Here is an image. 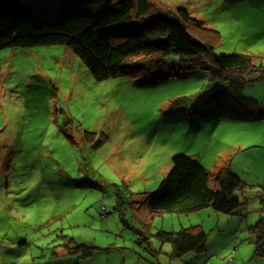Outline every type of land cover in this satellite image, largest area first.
<instances>
[{"label":"rangeland","instance_id":"1","mask_svg":"<svg viewBox=\"0 0 264 264\" xmlns=\"http://www.w3.org/2000/svg\"><path fill=\"white\" fill-rule=\"evenodd\" d=\"M50 1L32 5L52 15ZM147 1L174 18L185 8L194 38L215 29L216 55L248 54L264 67V0ZM211 77L97 81L64 46L0 50V264H264L251 228L264 220V116L217 101ZM248 94L264 108V82ZM179 153L209 172L230 167L246 185L242 208L144 211L140 196ZM195 226L205 234L198 252L176 257L155 237Z\"/></svg>","mask_w":264,"mask_h":264},{"label":"trees","instance_id":"2","mask_svg":"<svg viewBox=\"0 0 264 264\" xmlns=\"http://www.w3.org/2000/svg\"><path fill=\"white\" fill-rule=\"evenodd\" d=\"M33 1L0 0V50L64 46L97 81L143 75L148 81L160 82L181 72L208 70L211 80L220 86L217 101L220 95L231 97L249 113L264 116L259 102L242 96L246 85L264 82V67L248 54L216 55L218 32L202 27L207 34L192 37L188 32L192 19L183 7L177 8L174 18L152 13L147 0H76L65 5L63 0H51L48 7L55 10L45 15L40 7L33 8ZM82 6L90 12H83ZM205 58L213 64L204 65ZM245 186L230 167L209 172L179 153L171 158V168L158 187L140 200L148 212L190 213L210 207L231 215L244 205L236 192L240 190L241 195ZM251 228L257 238V254L264 246V220ZM155 237L169 243L176 257L202 250L205 242L198 226L176 233L161 230Z\"/></svg>","mask_w":264,"mask_h":264},{"label":"crops","instance_id":"3","mask_svg":"<svg viewBox=\"0 0 264 264\" xmlns=\"http://www.w3.org/2000/svg\"><path fill=\"white\" fill-rule=\"evenodd\" d=\"M248 89H250V88H248ZM249 93V92H248ZM251 96V97H250ZM248 98H250V99H255V101H257V102H261L262 101V95H260L259 97L258 96H256V95H250V94H248V96H247ZM260 98V99H259Z\"/></svg>","mask_w":264,"mask_h":264}]
</instances>
